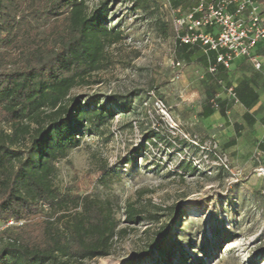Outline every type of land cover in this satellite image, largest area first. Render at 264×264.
I'll return each instance as SVG.
<instances>
[{"label":"rangeland","instance_id":"obj_1","mask_svg":"<svg viewBox=\"0 0 264 264\" xmlns=\"http://www.w3.org/2000/svg\"><path fill=\"white\" fill-rule=\"evenodd\" d=\"M105 1L107 25L123 38L106 47L102 69L71 90L69 104L101 102L114 116L85 124L78 145L54 162V183L110 204L118 234L109 256L72 264H264V154L256 145L226 149L203 125L205 107L228 92L199 50L190 58L180 51L172 20L183 11L169 0H148L146 9L132 0L86 5ZM4 50L17 56L14 46ZM130 204L137 223L127 220Z\"/></svg>","mask_w":264,"mask_h":264},{"label":"trees","instance_id":"obj_2","mask_svg":"<svg viewBox=\"0 0 264 264\" xmlns=\"http://www.w3.org/2000/svg\"><path fill=\"white\" fill-rule=\"evenodd\" d=\"M196 1L169 0L183 12ZM108 15V1L89 11L86 0H0V123L9 126L0 129V224L15 222L0 230V264H72L111 254L119 226L112 206L54 183V162L78 145L85 124L114 116L101 102L96 109L78 99L69 104L71 90L102 69L106 47L123 38L108 27ZM10 46L17 56L4 50ZM179 46L187 58L199 50L209 64L199 46ZM223 103H216L221 111ZM213 108L209 103L203 115ZM139 214L128 205L129 222L137 223Z\"/></svg>","mask_w":264,"mask_h":264},{"label":"built area","instance_id":"obj_3","mask_svg":"<svg viewBox=\"0 0 264 264\" xmlns=\"http://www.w3.org/2000/svg\"><path fill=\"white\" fill-rule=\"evenodd\" d=\"M172 23L180 44L201 48L211 74H217L221 66L229 70L235 59L251 56L257 45L264 42V4L260 0H197L187 12L176 14L174 10ZM173 66L180 69L183 64L177 61ZM256 66H260L257 61ZM181 75L177 73L176 78ZM228 94L239 102L235 86L228 88ZM218 159L229 167L226 159ZM12 224L13 220L0 224V230Z\"/></svg>","mask_w":264,"mask_h":264},{"label":"crops","instance_id":"obj_4","mask_svg":"<svg viewBox=\"0 0 264 264\" xmlns=\"http://www.w3.org/2000/svg\"><path fill=\"white\" fill-rule=\"evenodd\" d=\"M260 1L264 4V0ZM220 69L225 90L228 92L227 87L235 86L239 102L226 93L221 98L224 111L213 105L210 115H202L203 125L218 130L226 149L244 152L247 145H256L264 154V42L257 45L251 56L235 59L229 70L222 66ZM233 140L234 144H230Z\"/></svg>","mask_w":264,"mask_h":264}]
</instances>
